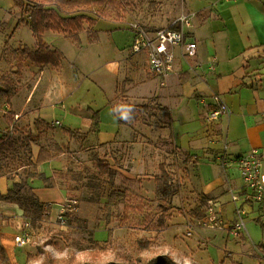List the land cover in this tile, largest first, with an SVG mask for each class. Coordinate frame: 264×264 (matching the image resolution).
I'll use <instances>...</instances> for the list:
<instances>
[{
	"label": "crops",
	"instance_id": "0c3cea01",
	"mask_svg": "<svg viewBox=\"0 0 264 264\" xmlns=\"http://www.w3.org/2000/svg\"><path fill=\"white\" fill-rule=\"evenodd\" d=\"M149 2L151 8H154L153 5L156 7L159 5L160 9L156 13H151L149 7L147 14L141 16L142 23L137 21L141 15L135 13L137 10L129 11V16L143 24L149 31L168 27L177 19L182 9L187 11L184 3L185 7L178 8L174 15L169 13L170 17L164 18L163 11L171 4L169 0H162V2L150 0ZM232 2L221 0L215 6H220L222 10L216 11L213 6L196 13L198 21L203 26L196 32L190 29L188 40H194L197 43V57H184L182 52L177 50L175 70L167 87L161 88L158 78L150 72L147 53H133L130 48L132 44L129 46L132 52L129 57H124L120 62L105 60V64L94 73L95 75H90L102 91L101 101L90 104V111L82 119L81 126L77 129L68 128L62 132L56 130L57 121L50 123L45 119L44 113L47 110L45 107L48 105L53 108L50 106L53 101L62 98L70 99L78 89V81L74 80H78L77 74L82 73L81 69L77 67V71L74 72V68L65 66L63 61L60 69L37 66L26 55L15 53L19 49L35 51L37 43L35 38L32 47L23 44L12 47L6 42L0 49V136L14 126L17 129L31 127L33 130L37 128L39 130L37 122L45 123L47 129L42 132L44 140L33 147L34 161L37 160L43 148L45 156L49 157L45 163L59 162L53 175L45 177L48 180L44 181V186L48 189L64 191L68 199H71V194L76 193V189L68 188L72 183L69 181V177H72V168L68 166L73 163L72 160L76 159L80 163L82 161L80 158L85 157L83 161H87L90 153L102 156L98 151L92 152L93 149L103 150L107 146L110 148L124 146V153L128 158L124 167L116 162L118 155L109 156V161H113L112 167L118 172L116 178H125L132 183L135 181L142 183L135 189V194L139 195L136 199L147 201L143 183L150 181L152 172L155 177L158 176L161 165H166L167 158L170 156L159 146L165 145L163 142L171 144L172 163L175 169L181 173L183 171L187 185L185 189L191 197L198 196L200 200L208 203L224 199L231 188L243 193V186L237 187L236 160L253 150L264 152V80L259 77L261 76L259 69L264 67L262 55L264 12H246L247 2L236 4L239 3L237 1L230 5ZM242 8L245 12H242ZM77 11L79 13L77 15L85 17L84 32L94 43H98L100 40L98 34L102 32L98 28L95 17L119 20L113 10L107 11L105 7L93 6ZM100 13H106L109 18H104ZM158 13L162 16L160 21L156 20ZM244 14L252 21L254 42L247 43L243 38L234 42L232 39L234 33L238 32L233 31L234 27L236 29L235 18ZM26 18L30 19L28 15ZM165 20L167 22L162 23ZM21 25L28 26L26 23ZM205 28L210 30L206 32L210 36L198 38V32ZM60 38L67 37L47 33L43 41L52 51L59 50L58 52L63 53L61 48H54L55 41ZM7 44L11 48L10 52L7 51ZM259 63L261 64L256 67L255 65ZM212 66L214 70L210 71ZM214 94L221 96L229 107V113L217 123L211 124L208 122V117L214 107L212 99ZM156 100L165 113L166 125H158L156 120L160 119L155 111L150 110L149 101ZM138 106H148L141 112L144 115L139 117L136 114L140 112H133L132 109ZM78 110L79 108L71 111L73 121L78 119ZM117 111L127 117L119 121ZM95 115L99 118L98 128L95 126ZM34 123L37 125L35 126ZM225 156L224 165L222 161ZM201 160L205 163H201L198 170ZM166 166L170 170L169 166ZM203 169H208L207 183L204 185H198L197 181H194V175L191 174L190 178L187 175L190 171H196L202 175ZM40 175L39 164H35L21 169L19 176L13 180L0 176V179L12 182L10 188L0 193L6 194L13 188L14 183L26 180L41 202L38 190L31 184L32 178ZM141 179L146 181H140ZM184 201L182 198L181 203L184 209L192 203V201L188 205L185 203L184 206ZM0 204H5L6 210L13 212L12 216H0V221L5 219L0 222V226L16 225L17 219H21L22 223L26 222L23 216L24 211L18 204L2 201ZM198 205L200 207L201 202ZM251 208L260 211L255 212L257 214L255 217H258L261 212H264V203L258 205V208L253 206ZM202 212L197 213L200 215L198 217L185 214V221L200 219L203 216ZM135 219L142 220V217L140 215L138 217L132 211L127 221L132 222ZM0 239L8 257H14V252L17 251L13 242L14 236L1 234ZM178 244L182 245V243ZM184 252L188 253V250L184 249ZM261 252L264 254V247ZM173 259L180 264L182 262L179 256ZM189 263V257H186L185 264Z\"/></svg>",
	"mask_w": 264,
	"mask_h": 264
},
{
	"label": "rangeland",
	"instance_id": "374dc122",
	"mask_svg": "<svg viewBox=\"0 0 264 264\" xmlns=\"http://www.w3.org/2000/svg\"><path fill=\"white\" fill-rule=\"evenodd\" d=\"M149 1L119 0V6H106L105 9L107 11L113 10L119 20L118 18H94L98 22V28L102 30L98 34L100 39L98 43H94L86 32L80 35V45L74 44L68 38H60V40L55 41L54 48H61L64 53H62L64 56L63 64L74 68V72L77 71V67L82 71V73L78 72L77 74L78 80H74L75 82L78 81L79 86L70 99L62 98L51 103L50 106L53 108L48 105L45 107L47 109L44 113L45 119L50 123L58 121L61 124L56 128L58 132L68 128L77 129L78 126H81L84 116L89 113L90 104L101 101L102 91L90 75H95L94 73L105 64V60L120 62L124 57L130 56L132 52L129 46L132 44L133 39L130 25L135 20L132 16H129V11L137 10L135 13L141 14L138 17L140 19L137 18V21L142 23L141 16L147 14L149 7L151 13H156L160 9L159 5L157 7L153 5L154 8H151ZM158 1L162 2V0ZM237 1L239 3L236 4L247 2L246 12H264V0ZM169 2L171 4L163 11L165 13L164 18H169V13L174 15L178 8L180 9L184 6V3L187 6V11H193L194 13L213 6L216 11L222 10L220 6H215L221 0H169ZM231 4L235 3L232 2ZM222 5L226 6L227 4L222 3ZM242 12H245L243 8ZM93 13L97 15L96 12ZM100 14L104 18H109L106 13ZM160 15L159 13L156 15L157 21L162 19ZM26 16L27 14L23 13L13 0H0V49L6 42L12 47H19L21 44L32 47L35 38L32 31L26 25L19 26L22 21L28 20ZM246 16L244 14L235 18L234 26L236 25V29L234 27L233 31L238 32L232 36L234 42L242 38L247 43L254 42L252 21ZM198 20V17L193 20L191 29H194V32L203 26ZM166 22L165 20L162 23ZM209 31L207 28L200 30L197 34L198 38L210 36V34L206 33ZM7 51L10 52L11 48H7ZM262 55L264 56V49L262 50ZM260 64L255 66L257 67ZM259 70L261 72L259 77L264 80V67ZM158 81L160 85V80L158 79ZM125 102L127 103V101ZM155 102L149 101V106L150 110L155 111L160 119L159 121L156 120V123L158 125L161 124V126L166 125L165 113L160 108L161 105L157 103V100ZM77 108H79L78 119L73 121L71 111ZM140 113H137L136 116L144 115ZM152 121L155 120L152 119ZM163 143L165 145L159 146L170 155L167 158L166 165L169 166L173 175V196L168 202V214L171 213V215H169L170 219L167 224L163 225V230L159 231L157 228L158 217L162 213L159 208V201H163V198L158 194L156 177L153 172L150 181L143 183L144 195L147 196V201L144 202L136 199L139 195L135 194V189L139 188L142 183L137 181L132 183L131 180L125 178H116L113 181V187H109L108 178L101 175L96 169L93 160L95 153H90V156H87V161H83V159H86L85 157L80 158L82 159L80 163L76 159L72 160L71 162L73 163L68 166L72 168L71 174L73 177H69V181H72L70 186L72 190L76 189V193L71 194L70 198L77 201V205L67 215L66 224H63L58 221L57 212L67 201V195L64 191L46 188L43 179L53 175L59 162H42L39 164L41 175L32 178L31 184L38 190L41 202L46 203L47 207H51L52 216L39 222L36 227L31 225V243L24 248H17V251L14 252V257L11 256L12 258L7 259L0 254V264H132L139 260H148L163 254H168L172 258L179 256L182 261L181 264H185L186 257H189V264H264V254L261 252L264 247V212L255 217L257 215L255 212L259 213L260 211L251 207L258 208L259 204H243L244 195L242 192L235 190L234 195L239 198L238 206L243 207L246 212L244 216L246 232L241 233L239 237H234L232 234L231 229L238 222V218L235 203L232 201V195L229 192L224 199L218 198L220 200L215 201L218 203L217 210L223 222V228L210 230L195 223L191 230L192 236H187L188 226L186 225L185 214L186 216L195 217L194 211H191L193 209L201 210V212L203 209L202 213L204 214V207L207 206V203L200 200L198 196L191 197L189 193L187 194L185 189L187 186L186 179L183 176V171L181 173L175 169V165L172 163L173 148L171 144ZM101 150L93 149L91 151H98L108 160H110L109 156L118 155L116 162L120 163L122 167L125 166V161L128 158L126 157L127 154L124 153V146H118L117 148L107 146ZM108 162L113 164V161ZM201 163L205 162L202 160L199 162L198 170ZM207 171L208 169H203L202 175H199L196 171H190L187 175L189 178L191 174L194 175V181L196 180L198 185H204L207 183ZM79 174H81L80 179L83 183H76L78 179H75V182L73 181L74 175ZM99 178L100 181H98ZM237 178V187L243 186L244 189V183L239 172ZM140 181L146 180L141 179ZM11 186L12 182L0 179V191H6ZM182 198L185 200L184 206L185 203L188 205L192 201L188 208H183ZM200 202L201 206L199 207L198 204ZM126 208L130 209L129 214L134 211L138 217L139 215L142 217V220L135 219L132 222H128L127 217L129 214H126ZM12 213V211L6 210L5 204H0V216L8 217L12 216ZM168 214L166 220L168 219ZM24 224L21 219H17L16 225L0 226V237L1 234H8L14 237L22 234ZM178 243H182V245L180 246ZM184 249L188 250L189 255L184 252Z\"/></svg>",
	"mask_w": 264,
	"mask_h": 264
},
{
	"label": "trees",
	"instance_id": "16d2710c",
	"mask_svg": "<svg viewBox=\"0 0 264 264\" xmlns=\"http://www.w3.org/2000/svg\"><path fill=\"white\" fill-rule=\"evenodd\" d=\"M14 3L20 8V10L27 14L30 19L26 22L22 21L21 24L26 23L32 31L35 39L37 40L35 51L29 50H17L15 53H21L26 55L27 58L37 66H51L55 69H60L63 61L62 53L58 51H52L43 41V37L47 33H55L64 35L70 39L74 44L80 45V35L85 31L86 19L79 14L77 10L85 9L93 6L106 7L119 6V0H13ZM20 24V25H21ZM9 48L8 44L6 45ZM133 112H143L147 109V106L132 107ZM117 116L119 121L127 115L118 112ZM95 126L98 128L99 118L95 115ZM39 123V130H33L29 128L13 127L12 130H8L0 136V176L8 177L13 180L19 176L20 170L40 164L48 161L45 156V149L41 148L37 160L34 161L33 147L44 140V129L47 126L43 122ZM37 123H34L35 126ZM94 162L96 169L103 176L108 178L109 187H113V181L116 179L118 172L115 170L108 159L99 154L94 156ZM160 175L156 176V185L158 194L163 198V201H159V208L162 211L158 217V230H163L165 224L170 219L168 214V202L172 199V185L173 175L166 165H161ZM99 174V175H100ZM100 175V176H101ZM73 177V175H72ZM81 174L74 175L73 181L78 179L76 183L83 181L80 179ZM47 182V178H43ZM100 181V178L98 179ZM68 188L71 189L69 185ZM72 190V189H71ZM0 201L11 202L18 204L24 211V218L30 222L33 227L44 220L46 217L47 206L40 202L38 197L33 192V189L28 185L26 180L14 183L12 189L6 194L0 193ZM127 213H129V208ZM195 216H200V210H194ZM168 214V219L166 216ZM203 215V214H202ZM201 215V216H202ZM164 225V226H163ZM156 228V229H157ZM143 245V244H142ZM144 246V245H143ZM142 246V247H143ZM144 248V247H143ZM0 254L9 259L5 248L1 244L0 239ZM90 264V263H85ZM108 264H129V263H108ZM132 264H180L176 262L170 255L163 254L153 257L148 260H139Z\"/></svg>",
	"mask_w": 264,
	"mask_h": 264
},
{
	"label": "built area",
	"instance_id": "2783aa9c",
	"mask_svg": "<svg viewBox=\"0 0 264 264\" xmlns=\"http://www.w3.org/2000/svg\"><path fill=\"white\" fill-rule=\"evenodd\" d=\"M226 2H237V0H224ZM197 16L196 13L187 12L182 9L180 15L168 27L149 31L143 24L135 21L131 23L130 28L133 33V43L131 51L135 54L146 52L149 70L159 80L161 87H167L172 73L175 70L176 51L180 50L184 57H197L198 46L194 40L189 41V30L193 26V20ZM214 67H210L213 71ZM213 109L208 117L211 124L217 123L220 119L229 113L228 105L222 100L221 96L213 95ZM57 126L61 124L57 121ZM13 129V128H12ZM11 129V130H12ZM226 156L223 157L222 163L225 165ZM264 152L253 150L236 160L238 172L244 183L243 204L262 205L264 203V172H263ZM234 189L231 188L232 201L236 206V215L238 222L231 229L234 237H239L241 233L246 232V215L243 207L238 206L239 198L234 195ZM77 205V201L67 199L59 211L57 212L58 221L66 224L67 215L72 212ZM218 203L209 201L205 207L203 218L198 220H189L187 222V236L191 237V230L195 223L210 230H218L223 228L218 213ZM51 207H47L46 217L52 216ZM52 212V213H51ZM31 223L26 221L22 234L14 237V245L17 248H24L31 243Z\"/></svg>",
	"mask_w": 264,
	"mask_h": 264
}]
</instances>
